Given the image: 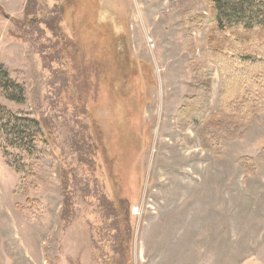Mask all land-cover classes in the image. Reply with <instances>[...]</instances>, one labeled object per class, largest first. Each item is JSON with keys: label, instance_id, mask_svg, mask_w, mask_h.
<instances>
[{"label": "rangeland", "instance_id": "rangeland-1", "mask_svg": "<svg viewBox=\"0 0 264 264\" xmlns=\"http://www.w3.org/2000/svg\"><path fill=\"white\" fill-rule=\"evenodd\" d=\"M199 7L0 0V63L26 91L18 104L0 90V105L43 119L50 141L29 157L0 132V264H264V109L225 120V154L176 125L204 59L182 22ZM211 85L215 110L218 75Z\"/></svg>", "mask_w": 264, "mask_h": 264}, {"label": "trees", "instance_id": "trees-1", "mask_svg": "<svg viewBox=\"0 0 264 264\" xmlns=\"http://www.w3.org/2000/svg\"><path fill=\"white\" fill-rule=\"evenodd\" d=\"M198 3L201 7L197 11L187 10L182 22L189 24L185 49L191 54L195 48H204V59L192 64L195 93L182 99L176 125L184 135L188 129L194 131L207 150L225 154L224 135H235L234 122L225 124V120L238 118L240 126H247L264 109V0H198ZM196 31L202 32L199 42L193 36ZM217 75L219 91L214 110L211 83ZM0 90L12 102L22 104L26 100L24 86L10 76L2 63ZM43 126V119L18 115L0 105V132L29 157L41 153L43 146L45 150L49 148V136ZM73 146L82 164L94 162L89 156L95 155L93 148L80 129L75 132ZM250 161L248 157L240 159L247 171L251 170ZM33 168L29 164L28 174H34ZM102 197L109 211L110 199ZM64 204L67 206L69 199Z\"/></svg>", "mask_w": 264, "mask_h": 264}]
</instances>
